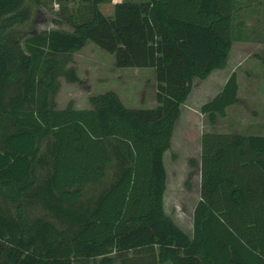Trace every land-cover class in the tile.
Wrapping results in <instances>:
<instances>
[{
    "label": "trees",
    "instance_id": "trees-1",
    "mask_svg": "<svg viewBox=\"0 0 264 264\" xmlns=\"http://www.w3.org/2000/svg\"><path fill=\"white\" fill-rule=\"evenodd\" d=\"M27 1L0 0V195L16 209L0 205V264H264L263 133L204 132L192 231L165 207L182 105L245 38L237 0H122L112 16L100 8L111 0H87L56 19L70 29L40 30ZM89 41L118 67L154 68L157 104L128 107L108 90L90 107L57 106L60 77L79 81L69 64ZM239 89L233 72L203 103L212 124ZM110 166L116 177L85 204ZM33 203L51 216H30Z\"/></svg>",
    "mask_w": 264,
    "mask_h": 264
},
{
    "label": "rangeland",
    "instance_id": "rangeland-1",
    "mask_svg": "<svg viewBox=\"0 0 264 264\" xmlns=\"http://www.w3.org/2000/svg\"><path fill=\"white\" fill-rule=\"evenodd\" d=\"M122 0H111L100 5L109 16L114 14L115 4ZM31 8L34 27L44 29L61 27L70 29L65 19H56L75 13V8L88 4L87 0H34L26 2ZM236 31L244 32V39L235 40L226 67L218 68L202 79L196 78L193 89L177 120L171 147L165 153L168 173L165 207L174 220L186 231L193 228V210L200 197L201 136L207 131H230L264 134V0H237L235 9ZM237 33V32H236ZM76 69L79 81L60 77V88L55 100L64 107L73 101L76 107H90L89 97L114 90L128 107H153L157 104V80L151 67H118L115 55L89 41L73 54L69 64ZM68 66V67H69ZM236 72L240 84L239 101L228 108L225 117L215 124L201 111L203 103L213 98L229 76ZM194 159L196 163L191 164ZM116 177L113 166L108 168L106 178L98 184L85 188L82 201L94 204ZM190 180L191 187H187ZM0 205L15 212L14 205L0 195ZM29 215L51 216L38 204L27 207ZM116 264H121L117 262Z\"/></svg>",
    "mask_w": 264,
    "mask_h": 264
}]
</instances>
